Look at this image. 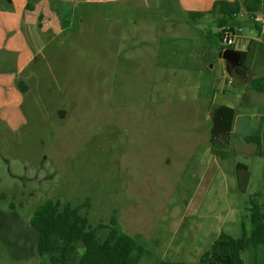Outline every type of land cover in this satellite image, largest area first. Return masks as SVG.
<instances>
[{"label":"crops","instance_id":"0c3cea01","mask_svg":"<svg viewBox=\"0 0 264 264\" xmlns=\"http://www.w3.org/2000/svg\"><path fill=\"white\" fill-rule=\"evenodd\" d=\"M122 6L168 11L180 7L175 0H0V249L8 256L21 255L12 257L18 261L15 264L39 261L30 217L47 199L75 207L89 196V221L97 223L115 212L117 227L145 245V236L156 228L196 148L208 151L204 128L208 115L201 93L182 92L177 100L161 96L155 89L156 74L169 67L176 54L150 48L142 36L152 37V23L140 26L137 20L132 44H120L125 26L113 19H118L117 8ZM262 7L254 18L248 16L260 35L264 3ZM190 10L201 21L193 28L198 33L206 29L207 15L218 21L219 14ZM236 16L233 13L231 18ZM177 27L176 20L166 35L183 30ZM26 33L33 35L35 43L38 34L50 33L51 55L63 45L61 68L66 73L62 78L54 76L52 68L51 75L44 76L47 69L42 59L32 65L44 46L37 49ZM263 38L257 40L264 43ZM236 43L230 49L238 52L247 46ZM190 66L197 68L196 61ZM20 83L29 90L19 92ZM53 113L56 126L42 124V120L51 121ZM82 119L83 125L104 122L98 130V152L73 146L68 131L82 124ZM262 119L264 112L252 115L248 108L237 109L232 131L241 123L260 124ZM113 122L121 123L125 153L110 152L108 158L106 147L111 142L106 128ZM91 142L84 139L82 145ZM131 153L135 165L118 166ZM91 155H97L98 161ZM91 161L99 165L93 172L85 165ZM121 179H128L126 187Z\"/></svg>","mask_w":264,"mask_h":264},{"label":"rangeland","instance_id":"374dc122","mask_svg":"<svg viewBox=\"0 0 264 264\" xmlns=\"http://www.w3.org/2000/svg\"><path fill=\"white\" fill-rule=\"evenodd\" d=\"M178 6H180L178 10L171 11L159 7L122 6L117 8L118 19H113L116 22H122L125 26L120 44H126V46L132 44V36L137 35L133 21L137 20L140 26L146 25L147 22L152 23V37L142 36L149 41L150 48H153L155 52L158 50L175 52L176 57L171 61L170 66L158 70L155 89L161 91L164 99L177 100L181 98L182 92L189 94L202 92L203 95H207L214 88L216 99L213 101V96V103L225 104L235 110L246 106L242 99V90H244L247 101L249 100V105L245 108L250 109L252 115L264 112L262 101L264 95L251 90L248 84L250 78L264 74V59L257 58L252 67L246 71L237 68L232 73L234 75L227 74L224 61L218 57L220 47L216 34L219 28L216 20L207 15L203 20L206 29L198 33L193 28L199 27L201 21L192 14L196 12L190 10L195 8ZM176 20L177 28L183 26V30L178 29L177 34L174 32L166 35L169 32V26L172 27ZM226 26L234 31L240 28L235 38L236 44L238 42L248 44L249 39L257 40L264 36L263 32L260 35L258 29H255L252 19H249L244 10L238 12L236 17H227ZM168 39L172 41L169 42ZM262 41L264 42V38ZM195 61L197 68L190 66ZM184 84H187V87ZM80 122L82 124L68 131L74 139L73 146L77 150L88 153L93 152L92 149L98 152V130L101 128L100 124L104 122L101 121L99 124L96 121L87 125H83V119ZM204 128L207 132L209 115ZM206 132L203 131V134ZM106 133L111 142L106 147L108 158L110 152L125 153L124 146L121 144L124 138L121 123L113 122L109 128H106ZM243 135H257L259 143L245 142ZM88 138L92 142L83 146L82 142ZM208 146L209 143L206 147ZM207 149L208 151H204L201 146L196 148L197 151L188 160L186 170L184 169V174L172 191L170 200L156 225L160 228L175 226L166 249L161 253L157 248L152 254L144 253L137 264H160L161 260L195 264L220 231L232 237L240 236L242 228L249 233L251 226L247 213L248 200L252 197L259 203L264 202V119L260 124L257 121L241 123L237 131L231 132L229 143L224 147L223 152H219L220 154H214L209 148ZM130 155L120 160L118 166L135 165L134 159L130 160L133 158L132 153ZM91 157L97 160V155H91ZM95 161L89 164L85 162L91 172L99 166ZM111 163L107 161L108 165ZM139 163L136 161L137 166ZM237 164H242L245 168H240ZM121 182V186L126 187L128 179H121ZM95 212H99L97 208ZM102 220L107 219L101 218L100 221ZM153 232L151 234L148 232L145 236V245L149 243ZM251 250L247 248L242 254L246 264H252L253 251ZM13 256L21 255L8 256V252L0 249V264L17 263V260L12 259ZM35 261L37 262V258Z\"/></svg>","mask_w":264,"mask_h":264},{"label":"trees","instance_id":"16d2710c","mask_svg":"<svg viewBox=\"0 0 264 264\" xmlns=\"http://www.w3.org/2000/svg\"><path fill=\"white\" fill-rule=\"evenodd\" d=\"M263 3L264 0H175V5L219 14L217 21L219 30L216 34L218 41L221 32L225 29L227 17L244 10L248 16L254 18L262 11ZM228 29L232 30L231 27ZM24 36L37 49L44 46L35 56L32 65L42 59L46 62L47 69L43 73L44 76L51 75L50 69L52 68L55 72L54 76L62 78L66 73V70L61 68L64 65L63 50H61L64 49L61 48L63 45H58L53 50L54 54L51 55L52 44L48 43L50 33L38 34L39 42L36 43L33 41V35L26 33ZM238 53L239 64L228 67L231 75H234L232 73L237 68L243 71L248 70L259 57L264 59V43L249 39L247 47ZM55 65L60 67L59 71L56 67L54 70ZM39 78L43 77H36V79ZM248 84L251 90L264 95V74L250 78ZM17 86L21 93L29 90L24 83ZM200 86H203L202 82ZM214 93V88L207 95L201 92L200 98L204 101L205 110L209 115V150L214 154H220L219 152H223L222 150L229 143L236 110L223 104H214L212 101ZM242 99L248 106L249 100L247 101L245 93ZM246 106L242 108L246 109ZM28 117L32 118L30 115ZM50 117H52L51 121L42 120V124L56 126V114L53 113ZM243 139L248 143H259L257 135L245 136ZM239 166L245 168L242 164ZM91 200L92 198L87 196L77 206L72 207L69 203L62 205L58 199H47L34 208L30 217V225L37 233L35 245V252L39 258L37 264H137L144 253L152 254L155 248L161 253L166 249L175 226L164 228L157 226L149 243L143 245L117 227L115 212L107 220L91 223L88 219ZM13 206L14 204L11 203L10 207ZM247 213L251 226L249 233L242 228L240 236L232 237L220 231L195 264H246L242 254L247 248L253 251L252 264H264V202L259 203L256 198L250 197ZM81 250H83L82 255ZM160 264L190 263L161 260Z\"/></svg>","mask_w":264,"mask_h":264},{"label":"built area","instance_id":"2783aa9c","mask_svg":"<svg viewBox=\"0 0 264 264\" xmlns=\"http://www.w3.org/2000/svg\"><path fill=\"white\" fill-rule=\"evenodd\" d=\"M239 31L240 28H237V31H234L233 29L229 30L228 28H225L221 32L219 37V46L221 51L225 49H230L233 46L234 40L238 36Z\"/></svg>","mask_w":264,"mask_h":264},{"label":"water","instance_id":"95a60500","mask_svg":"<svg viewBox=\"0 0 264 264\" xmlns=\"http://www.w3.org/2000/svg\"><path fill=\"white\" fill-rule=\"evenodd\" d=\"M218 57L225 61L226 72L229 73V66H235L239 64V53L233 49H225L218 52Z\"/></svg>","mask_w":264,"mask_h":264},{"label":"clouds","instance_id":"9594fccd","mask_svg":"<svg viewBox=\"0 0 264 264\" xmlns=\"http://www.w3.org/2000/svg\"><path fill=\"white\" fill-rule=\"evenodd\" d=\"M81 255L83 254V250H81V253H80Z\"/></svg>","mask_w":264,"mask_h":264}]
</instances>
